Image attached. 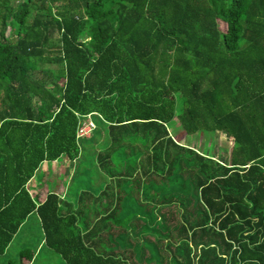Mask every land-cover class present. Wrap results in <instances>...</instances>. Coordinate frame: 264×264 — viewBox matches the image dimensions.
I'll list each match as a JSON object with an SVG mask.
<instances>
[{
	"label": "trees",
	"instance_id": "obj_1",
	"mask_svg": "<svg viewBox=\"0 0 264 264\" xmlns=\"http://www.w3.org/2000/svg\"><path fill=\"white\" fill-rule=\"evenodd\" d=\"M32 215L42 264H264V0H0V254Z\"/></svg>",
	"mask_w": 264,
	"mask_h": 264
},
{
	"label": "rangeland",
	"instance_id": "obj_2",
	"mask_svg": "<svg viewBox=\"0 0 264 264\" xmlns=\"http://www.w3.org/2000/svg\"><path fill=\"white\" fill-rule=\"evenodd\" d=\"M217 24L221 32H224L229 27V25L222 20H217ZM14 31H15V26L11 30L12 34L14 33ZM8 33L9 32H6V34ZM55 35L56 32L53 29L49 30V36H55ZM55 50L56 48H53L48 51H55ZM50 67H54V65L51 64ZM167 128L170 135L174 138V140L178 141L179 143L192 146L205 154H210L219 161L225 162L228 159V154L231 147V141L224 132L215 131L211 134H209V132H205V133L197 132L191 136L185 135L181 131L182 129L179 127L177 122L170 123ZM75 163L76 161L68 162L67 159H64L63 162L58 165V167H55L56 166L55 163L52 162V166L50 168L52 175L45 176V178L48 177L47 182H49V180L52 181V178H54V181L56 182L62 181L63 177L66 174H68V176L71 174L72 170L75 167ZM45 186L46 185H43L41 187L40 190L41 193L45 192L46 190ZM38 231H39L38 224L35 221L34 215H32L27 218V222L25 223V226L21 227V229H19V231L16 233L17 234L16 238L24 239L29 244L30 242L35 244V241L37 240L36 238H38ZM25 246L28 247V245L26 244ZM15 247L18 249L16 250ZM8 248L9 249L6 250L7 253L3 255V257L0 260L3 261L7 258H12L16 260L15 264H17L19 258L18 255L16 254L20 250L21 246L17 243L12 242L8 246ZM41 260L39 259L37 264H42L43 260L42 261ZM45 264H58V263L56 262L55 258L51 255L49 257V260H47Z\"/></svg>",
	"mask_w": 264,
	"mask_h": 264
},
{
	"label": "crops",
	"instance_id": "obj_3",
	"mask_svg": "<svg viewBox=\"0 0 264 264\" xmlns=\"http://www.w3.org/2000/svg\"><path fill=\"white\" fill-rule=\"evenodd\" d=\"M64 159H67V158H63L62 157L61 159L51 161L49 163V167L48 168L46 167L47 166V163L46 162H43L40 165V168L43 169L46 173L48 171V174L49 175H52L51 174V170H50V168L52 166V162L55 163V165H56L55 167H58V165L61 164ZM67 160H68V162L72 161V160H69V159H67ZM72 162H74V161H72ZM40 174L41 173L39 172V169L36 170L35 171V174L30 178V180L27 183V185H28V192L30 194H34L35 192L37 194H39L37 201H41L44 198V195H45V192L44 193H41V191H40L42 186H40V187L37 186V181H38V177L40 176ZM71 174H72V172H71ZM71 174L69 176H68V174H66L63 177L62 181H60V182H56V181H54V178H52V182H56V185H58V188L60 190H62V193H61L62 195L64 193V190L66 189V185L68 183V178L71 176ZM40 196H41V198H40ZM26 222H27V220L24 221L23 224H21V226L19 227V229H21V227L25 226V223ZM19 229L12 236L11 241L8 243V245L5 248V250L3 251V253L0 254V259L3 257V255H5L7 253L6 250L9 249L8 246L12 242L17 243V244H19L21 246L20 250L16 254V255H18V258H19L18 263H20V264H31V263L32 264H37V262L39 261V259L40 260L41 259L42 260L43 259L44 260L48 259L47 252L42 248V236H41V234L38 232V238H36L37 240L35 241V244L32 243V242H30V244H29L24 239L16 238V235H17L16 233L19 231ZM25 244L28 245V250L22 251V249L24 247H26ZM15 249L17 250L18 248L15 247ZM21 252H23V253L20 254ZM27 257H29V259ZM15 262H16V260H14L12 258H7V259H5L3 261L0 260V264H15Z\"/></svg>",
	"mask_w": 264,
	"mask_h": 264
},
{
	"label": "built area",
	"instance_id": "obj_4",
	"mask_svg": "<svg viewBox=\"0 0 264 264\" xmlns=\"http://www.w3.org/2000/svg\"><path fill=\"white\" fill-rule=\"evenodd\" d=\"M93 128L94 123L91 120L90 116L87 114L80 120L76 130V136L87 137L91 134Z\"/></svg>",
	"mask_w": 264,
	"mask_h": 264
}]
</instances>
